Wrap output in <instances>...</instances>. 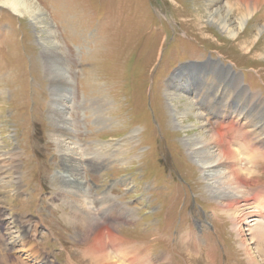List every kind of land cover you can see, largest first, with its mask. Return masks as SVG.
<instances>
[{
	"label": "rangeland",
	"instance_id": "1",
	"mask_svg": "<svg viewBox=\"0 0 264 264\" xmlns=\"http://www.w3.org/2000/svg\"><path fill=\"white\" fill-rule=\"evenodd\" d=\"M32 1L44 13L40 24L0 2V167L15 174L13 184L0 182V241L14 254L13 264H34L28 256L33 248L46 264H88L84 254L98 248L71 223L74 196L55 195L62 154L75 147L82 152L79 173L94 205L91 217L120 232L121 239L107 238L105 245H138L155 264H169L161 259L178 237L191 245L190 253L176 249L175 264H250L243 237L183 143L190 128H178L172 111L185 109L183 103L193 102L191 90L206 82L202 103L214 95L239 108L258 123L256 138L264 137V0L235 36L210 22L209 8L228 0ZM243 7L231 13L230 28ZM228 67L242 76V87L228 77ZM199 74L208 78L192 80ZM60 76L69 79L64 87ZM64 94L71 97L68 123L77 145L60 133L52 113L56 95ZM242 130L231 137L252 131ZM258 146L260 164L246 178L252 189L264 186V149ZM120 211L136 213L135 222L118 220ZM246 224L245 239L264 264Z\"/></svg>",
	"mask_w": 264,
	"mask_h": 264
},
{
	"label": "bare ground",
	"instance_id": "2",
	"mask_svg": "<svg viewBox=\"0 0 264 264\" xmlns=\"http://www.w3.org/2000/svg\"><path fill=\"white\" fill-rule=\"evenodd\" d=\"M210 1L212 2L217 0ZM0 2L4 4L3 6L10 8L13 12L19 15L22 14V11H25L37 20V24H40L42 21V16L44 13L35 3H33L32 0H0ZM225 3L226 4L223 8H209L210 22L217 23L218 21L221 24L222 29L229 31L228 33L232 34V36H235L238 30H242L244 28L245 23L253 11L258 8L259 0H228ZM242 4H244L243 8L246 9V12L237 17V27L230 28V24L227 22L228 18L231 17L233 10H236V8L239 9L240 5ZM225 10L226 15L225 17H222L221 14H223V11ZM45 47L48 49V45ZM226 69H228L229 72L237 75L231 76L229 72H227L228 77L236 78L238 80L239 86L242 87V76L233 72L231 67ZM60 77L61 78L58 79L57 83H59L62 87L66 86L67 82H69L68 77ZM205 78L208 77L203 74H199L198 76L196 75L192 77V80L200 83V80ZM205 83L206 82L200 83L201 86H203L202 90H191L193 102L183 103L185 109H173L172 114L174 115V121L176 122L178 128H190L187 131L186 138L183 139V143L186 146L192 161L200 168L203 178L206 181L205 187L209 189L213 199L216 200L225 215L231 219L234 229L238 231L239 236L243 237V240L241 239V245L243 250H245L250 264H261L258 258L254 256L252 248L245 239L247 234L245 233L243 226L248 223V220L250 219L249 222L253 224L248 223L246 225L251 226L252 232L250 235H253L254 238H256L254 243H256V247L258 248L257 251L264 255V223H255L257 218H263L264 220V186H259L256 187V189H252V183L249 187L246 179L247 176L249 177L255 172L253 170L257 165L260 164L258 160H256L258 154L257 144L259 146L262 145L264 149V137L259 139L256 138L257 136L261 135L260 129H258V123L255 122V120L250 119V117L247 115H244V113L239 110V108L236 109L234 107H228L225 104V101L218 103V100L214 95L211 97V99H209V101H207V103H202L203 98H206L205 100H207L209 89V86ZM169 88L170 92L175 90V88L172 86H169ZM177 91L178 90H176V92ZM182 91L184 94L189 93L186 90ZM68 93L69 92L66 94ZM247 93H249V91H247ZM61 94L63 93L61 92ZM66 94L61 95L62 98H59L56 95L55 100L58 101L55 102L56 105L53 102L52 113L54 114L53 116L56 117L59 129H62L63 132L65 131L64 133H60L63 135L65 134L64 136H67L66 139L69 138L70 141L73 140V143L77 145L75 131L73 128H71V125L69 126L70 123H68V120L71 119V113L68 110V102L70 101L71 97L67 96ZM168 96H171L172 100L177 99L172 94ZM59 101L60 104H58ZM193 105L199 107L196 109L193 107ZM189 116H192L196 119L193 120L194 123L191 125L181 126L180 124H185V118ZM212 118L215 119L214 126H212L210 123ZM199 128L201 130L197 131ZM72 129L73 135L70 131ZM242 129H250L252 131L244 132L241 136L231 137V133L243 131ZM255 138L258 139L257 142H253V139ZM97 147H103V145L99 144ZM67 155L73 156H69L67 158ZM87 155L89 156L91 153H87ZM263 155L264 153L262 156ZM63 156L66 157L62 162L63 172H61L59 177L62 180L61 188L57 194L54 192L51 194L58 195L61 191L68 193L70 192L71 196H74L73 213L72 216H70V220L75 231L78 230V234L81 238L89 237L93 241H98V248L93 249V254H84L88 264H155L152 255L141 253L140 250L142 248L139 250V248H137L138 245H125L124 241H122V243L119 242L118 249L116 247L118 245L114 246L111 243L105 245L107 238L111 239L112 241L121 239L119 234L120 232H118L119 230L116 232L109 227L103 226L101 223L94 222V219L91 217L94 205L88 197L84 176L81 174L82 171L80 170L82 157L80 148L75 147L74 153H66V155L62 154V157ZM246 165L251 166L247 167ZM79 171L81 172L79 173ZM14 176L15 174H13V172L9 169H3L0 167V182L4 179L10 178L8 182L13 184ZM107 209H110V206H108ZM135 215L137 214L132 213L127 217L124 216V213L120 211V213L116 214L115 217L118 220H122L121 222L132 223L136 220ZM190 245L191 241L185 240L183 238L180 240L177 237L175 239L174 245L169 250L171 255H163L161 260L167 261L169 264H175L173 256L177 255L176 249L184 250L186 253H190ZM105 247L106 250H108V253H106ZM109 247H111V250ZM7 250L8 246H5V242L1 241L0 264H13L14 254L12 255L9 250ZM28 252V256H30L29 258L34 260L35 264H46L47 260L45 257H42L41 255H35L36 253L34 248L33 251L29 249ZM189 260L191 261L190 258Z\"/></svg>",
	"mask_w": 264,
	"mask_h": 264
}]
</instances>
